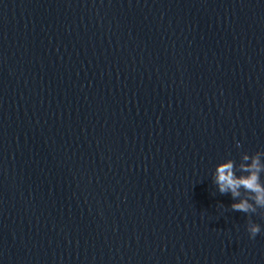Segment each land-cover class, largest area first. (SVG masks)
<instances>
[{
    "label": "water",
    "instance_id": "obj_1",
    "mask_svg": "<svg viewBox=\"0 0 264 264\" xmlns=\"http://www.w3.org/2000/svg\"><path fill=\"white\" fill-rule=\"evenodd\" d=\"M256 151L264 0H0V264H264Z\"/></svg>",
    "mask_w": 264,
    "mask_h": 264
},
{
    "label": "clouds",
    "instance_id": "obj_2",
    "mask_svg": "<svg viewBox=\"0 0 264 264\" xmlns=\"http://www.w3.org/2000/svg\"><path fill=\"white\" fill-rule=\"evenodd\" d=\"M240 147L239 142L236 145ZM264 152H245L240 161L231 158L217 163L213 172V183L220 194H230L231 209L249 214L247 232L255 238L261 232V225L251 219L258 208H264ZM242 193L244 195L242 196Z\"/></svg>",
    "mask_w": 264,
    "mask_h": 264
}]
</instances>
